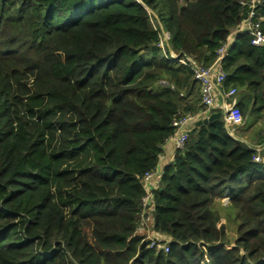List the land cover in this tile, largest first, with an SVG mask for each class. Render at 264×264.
<instances>
[{
    "label": "trees",
    "instance_id": "trees-1",
    "mask_svg": "<svg viewBox=\"0 0 264 264\" xmlns=\"http://www.w3.org/2000/svg\"><path fill=\"white\" fill-rule=\"evenodd\" d=\"M252 9L0 0V264H264V124L248 139L223 117L193 123L148 204L169 250L142 247L137 233L144 177L174 121L205 110L193 68L171 51L211 65L228 44L222 88L238 89L246 125L264 117V47L244 32ZM226 192L232 247L218 206Z\"/></svg>",
    "mask_w": 264,
    "mask_h": 264
},
{
    "label": "built area",
    "instance_id": "built-area-1",
    "mask_svg": "<svg viewBox=\"0 0 264 264\" xmlns=\"http://www.w3.org/2000/svg\"><path fill=\"white\" fill-rule=\"evenodd\" d=\"M257 0H251L253 9L250 12L249 18L247 19L244 27V32L250 33L252 37V43L257 46L264 47V28H263V17L257 16ZM170 34L168 31L163 32L162 40L160 42L161 46H164V42L168 41ZM228 44H223L217 51V58L211 65H202L196 62L192 57L186 56L182 57L173 51L170 53V59L181 64H189L194 71V78L198 81L200 85V93L202 98V103L205 106V110L192 114L188 113L174 121L176 126V134L172 138L174 140L177 148H183L186 140L189 137V131L191 125L198 119L207 117L213 110H215L216 97L220 93V88L226 79V72L222 67L221 60L227 53ZM222 116L229 127L230 133L232 135L237 134L240 131V127L244 123V115L240 107L238 106V89L236 87H231L223 92V102H222ZM216 112V111H215ZM214 113V112H213ZM258 149H261L258 147ZM256 161L261 160L260 156L255 157ZM163 171H151L146 173L144 180L147 185V194L143 198L144 210L142 212V218L140 225L138 226L137 233H147L145 234L144 241L148 243L150 247H156L157 249L169 250L168 244L165 242L166 238L163 235H155L153 230L150 231L149 224L152 220V210L153 204L148 206L153 200L152 190L158 187ZM157 179L155 185L152 189L148 188V184L153 180ZM230 200L228 192L222 197V201Z\"/></svg>",
    "mask_w": 264,
    "mask_h": 264
},
{
    "label": "rangeland",
    "instance_id": "rangeland-1",
    "mask_svg": "<svg viewBox=\"0 0 264 264\" xmlns=\"http://www.w3.org/2000/svg\"><path fill=\"white\" fill-rule=\"evenodd\" d=\"M249 122L250 123L248 125H246L245 126L246 128L244 129L245 136L248 139H250L251 135L254 133V131L258 127H261L264 124V117H260V118H256V119L251 118L249 120ZM220 201H221V203L218 204V206H219V209H220V211L222 213V216H223L224 220L227 222L228 232H229V236H230V239H231V243L228 245V247H232L235 239L237 238L236 223L234 221L233 216H231L229 214V211H228V205H229V201L230 200H226V201L220 200ZM149 228H151L150 224H149ZM150 231L152 232V229H150ZM145 234H147V233H145Z\"/></svg>",
    "mask_w": 264,
    "mask_h": 264
},
{
    "label": "crops",
    "instance_id": "crops-1",
    "mask_svg": "<svg viewBox=\"0 0 264 264\" xmlns=\"http://www.w3.org/2000/svg\"><path fill=\"white\" fill-rule=\"evenodd\" d=\"M228 90V89H227ZM223 92H225V90L221 87L220 88V93L218 94V96L216 97V105H215V110L216 112H219L223 110L222 108V102H223ZM223 117V116H222ZM196 123V122H194ZM242 126H246V123L244 122ZM243 127V128H244ZM240 132H243L244 133V130L240 129L239 133ZM177 147H176V144L174 142V140L170 139L168 140L164 146H163V152L161 154V157H160V162H159V167H158V171H163L165 169V167L167 165H169L171 162H173L174 160V156H175V153L177 151ZM157 180V179H156ZM155 179H153L149 184H148V188L149 189H152V187L155 185ZM154 184V185H153ZM222 200V198L220 199ZM165 236V238H167L166 235H163Z\"/></svg>",
    "mask_w": 264,
    "mask_h": 264
},
{
    "label": "water",
    "instance_id": "water-1",
    "mask_svg": "<svg viewBox=\"0 0 264 264\" xmlns=\"http://www.w3.org/2000/svg\"><path fill=\"white\" fill-rule=\"evenodd\" d=\"M220 117H222V112H221V111H219V112H214V113L210 114V115L207 116V117H203V118H201V119H198V120L196 121V125L208 124V123H210L211 121H213L214 119H217V118H220ZM146 244H147L146 241H143V243H142V247L146 246Z\"/></svg>",
    "mask_w": 264,
    "mask_h": 264
}]
</instances>
